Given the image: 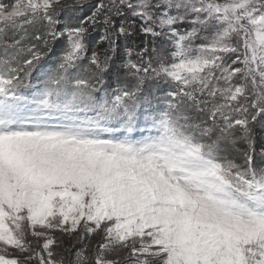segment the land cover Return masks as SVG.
Here are the masks:
<instances>
[{"label": "snow or ice", "instance_id": "6c2138e0", "mask_svg": "<svg viewBox=\"0 0 264 264\" xmlns=\"http://www.w3.org/2000/svg\"><path fill=\"white\" fill-rule=\"evenodd\" d=\"M84 7L0 0V264H264V0Z\"/></svg>", "mask_w": 264, "mask_h": 264}, {"label": "trees", "instance_id": "16d2710c", "mask_svg": "<svg viewBox=\"0 0 264 264\" xmlns=\"http://www.w3.org/2000/svg\"><path fill=\"white\" fill-rule=\"evenodd\" d=\"M96 2H97V0H87V2L85 1V7H84L83 11L85 13H87L90 10V7ZM120 22H121L120 19H115V26L117 28L119 27ZM137 23H138V21H137ZM103 28H104V25L101 23L97 27L90 29V50H89V53H88L89 55H91V49H96V50L100 51L103 54L104 50L108 47V45L106 43L97 44V41L99 40V37H100V35H101L102 31H103ZM22 35H24V34L20 33V34H17L15 36H13L12 33H9V36H8L9 42H11L12 38L20 39V37ZM142 40H143V37L141 35H135L132 38V40L128 41V42H126L124 39L121 38V39L118 40V45H119V49H120L119 53L114 55L113 53L110 54V52H108V55L113 58V61L115 62L116 65H119V64L122 63L123 49H124L125 44L126 43H132V44L139 45L140 47H143V44L141 43ZM25 42L27 43V42H29V40L26 38ZM57 47L59 48V46H57ZM57 54H58V52H57ZM48 59L50 61L52 59V57H49ZM133 59H138V57L133 56ZM84 63L86 65L87 61H85ZM45 66L47 67L48 65L46 64Z\"/></svg>", "mask_w": 264, "mask_h": 264}, {"label": "rangeland", "instance_id": "374dc122", "mask_svg": "<svg viewBox=\"0 0 264 264\" xmlns=\"http://www.w3.org/2000/svg\"><path fill=\"white\" fill-rule=\"evenodd\" d=\"M87 2V0H84V2ZM112 54V52H110ZM252 137L255 142V163L257 167L264 166L261 163V153L264 152V149L260 147L261 143H264V122H257L254 125H252ZM239 147H243V145H239ZM233 156H237V162H242V159L239 158L238 154L235 152L231 153ZM59 236V233H57ZM65 247L69 246V240L67 237H64ZM81 245H77V247H80ZM62 249H58V251H61ZM68 255V254H66Z\"/></svg>", "mask_w": 264, "mask_h": 264}]
</instances>
